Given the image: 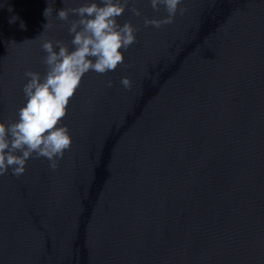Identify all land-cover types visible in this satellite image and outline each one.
<instances>
[{
  "label": "water",
  "instance_id": "obj_1",
  "mask_svg": "<svg viewBox=\"0 0 264 264\" xmlns=\"http://www.w3.org/2000/svg\"><path fill=\"white\" fill-rule=\"evenodd\" d=\"M83 2L49 0L43 30L47 0H0V121L24 71H46L42 42L71 40L56 10ZM179 8L155 28L163 7L129 0L118 20L137 42L69 98L57 169L38 157L0 176V264H264V0Z\"/></svg>",
  "mask_w": 264,
  "mask_h": 264
},
{
  "label": "clouds",
  "instance_id": "obj_2",
  "mask_svg": "<svg viewBox=\"0 0 264 264\" xmlns=\"http://www.w3.org/2000/svg\"><path fill=\"white\" fill-rule=\"evenodd\" d=\"M149 3L154 11L163 7L167 15L160 19L145 17V26L160 28L171 24L178 11L180 15L185 11L178 9L182 0H149ZM128 5L129 0H84L76 7L56 10L55 19L68 24L71 40L66 44L62 40L45 39L41 49L45 53L42 63L46 71L43 75L24 71L26 81L21 86L24 103L17 109L16 120L0 121V176L10 172L19 177L25 173L27 161L38 157L46 158L51 170L57 169L58 161L71 146L70 131L61 123L69 98L85 74L93 71L103 75L114 71L123 63V53L137 42L138 29L127 21L121 25L118 20ZM129 10L135 16L141 15L137 8ZM52 13L47 0L42 12L46 20L43 30L52 27L49 23ZM70 15L76 18L70 21ZM17 20L19 28L26 30V24L18 15H12L7 22L13 24ZM120 84L125 89L131 87L126 76L120 78ZM111 86L112 81L107 80L105 87Z\"/></svg>",
  "mask_w": 264,
  "mask_h": 264
}]
</instances>
